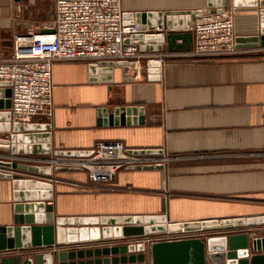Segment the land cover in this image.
Segmentation results:
<instances>
[{"label": "crops", "instance_id": "0c3cea01", "mask_svg": "<svg viewBox=\"0 0 264 264\" xmlns=\"http://www.w3.org/2000/svg\"><path fill=\"white\" fill-rule=\"evenodd\" d=\"M36 4L42 8L43 0H0V47L6 54L12 53L16 35L42 33L53 21V8L50 16L46 10L41 18H32L30 9ZM206 5L207 0H121L123 13L196 11L206 10ZM234 24L236 36L256 35L258 15L254 9H235ZM188 46L192 48L193 39ZM88 66L56 63L52 117L25 124L50 125L47 145L52 155L57 149H93L105 141H120L129 150H163L170 158L167 163L162 160L166 187L162 190L161 173L155 170L124 169L104 187L91 184L84 171L53 170L48 179L11 170L52 183L56 214H149L160 209L163 198L174 222L264 212V59L170 62L160 82L138 83L123 79L118 68L102 75L112 77V83H91ZM4 101L2 94L0 102ZM101 106L143 107L146 126L97 128L96 110ZM5 123L0 119V125ZM45 134L35 130L19 137L28 138L25 144L38 152L46 145ZM0 138L8 140L9 134L0 133ZM200 155L207 158H196ZM74 166L61 167L78 168ZM13 204L10 184L0 179V226ZM250 232L264 236V229Z\"/></svg>", "mask_w": 264, "mask_h": 264}, {"label": "water", "instance_id": "95a60500", "mask_svg": "<svg viewBox=\"0 0 264 264\" xmlns=\"http://www.w3.org/2000/svg\"><path fill=\"white\" fill-rule=\"evenodd\" d=\"M254 9L258 15V32L252 36H237V48H264V0H207L206 10L221 13L228 8ZM202 10L123 13L124 24H146L163 26L165 33L133 35L131 40L141 52L158 53L188 52L193 35L191 29L195 18ZM129 41L126 40L125 43ZM148 82H160L164 69L159 64L147 62ZM125 62L89 64L91 83H112L111 74L114 68L124 73ZM53 70V68H52ZM102 76V77H98ZM125 79V77H123ZM9 82H0V119L5 120L0 133L9 134V139L0 138V142L11 143L13 153L16 144L27 142L28 138L19 137L23 132L42 131V136L51 137L50 125L12 123L9 112L11 91ZM97 128L145 127L146 118L143 107H98L96 110ZM49 134V135H48ZM28 154H50L51 146L46 150L36 148L26 150ZM62 158H87L92 149L58 150L53 152ZM143 155L164 154L163 150H136ZM3 170H20L27 173H39L51 176L47 168L29 167L16 163L0 162ZM126 170L158 171L161 173L162 190L166 187L165 166H132ZM55 172H77L80 168L56 167ZM0 179L10 184L11 207L10 217L0 226V264H264V236L252 239V228L264 229V212L249 214L245 217L223 220H190L171 221L168 213V202L160 201V209L155 213L125 215H58L55 211L53 184L35 179L24 178L22 174L0 172ZM50 204H46V202ZM54 205V206H53ZM43 219V220H42ZM66 225H70L65 229ZM75 227V228H74ZM234 227H245L240 234H227L217 237L184 239L158 242L152 245L130 244L127 239L147 238L166 232L208 231L219 229L224 232ZM64 228V229H63ZM97 230L98 234H91ZM116 231V232H115ZM89 233V234H88ZM90 235L89 238L82 235ZM129 241V240H127Z\"/></svg>", "mask_w": 264, "mask_h": 264}, {"label": "built area", "instance_id": "2783aa9c", "mask_svg": "<svg viewBox=\"0 0 264 264\" xmlns=\"http://www.w3.org/2000/svg\"><path fill=\"white\" fill-rule=\"evenodd\" d=\"M53 21L42 33L27 32L13 38L12 53L0 47V82L10 83V115L12 123H29L34 119L49 120L53 114L52 68L56 63L86 62L98 65L125 62L128 82L147 81V62L159 64L163 70L170 62L217 61L229 59L243 50L237 48L234 8L221 13L202 10L191 29L193 46L188 52H141L131 36L161 34L167 28L146 24H124L121 0H52ZM128 40V43L125 41ZM264 51V48L261 49ZM204 159L207 156H198ZM36 162H43L35 158ZM172 159V158H171ZM166 163V156L140 155L120 141L98 142L87 158H62L54 154L53 167L75 165L84 171L91 184L111 185L118 172L147 163ZM245 229L234 227L227 235ZM246 231V230H245ZM244 231V232H245ZM202 231L163 233L137 242L152 245L158 242L192 238L208 239ZM251 238H259L250 233ZM217 236V235H215ZM222 236V235H221Z\"/></svg>", "mask_w": 264, "mask_h": 264}, {"label": "rangeland", "instance_id": "374dc122", "mask_svg": "<svg viewBox=\"0 0 264 264\" xmlns=\"http://www.w3.org/2000/svg\"><path fill=\"white\" fill-rule=\"evenodd\" d=\"M42 5H43L42 8H40L39 4L33 5V7H31L30 10L32 11V18H41L42 16H44V13L46 12V10H47V13L50 16V14L52 13V8H53L52 0H43V4ZM50 23H52L51 20L49 22V25H50ZM244 49H246V50H244ZM248 49L249 50L252 49V50L248 51ZM258 49H259L258 47L257 48H241V50H243L242 52H239L238 54H236L235 56H233V57H231L229 59H233V58L234 59H236V58L264 59V51H261V50H258ZM24 133L25 132H23L22 134H24ZM16 148H17L16 152L13 153L12 148H11V143L9 141H8V143L0 142V162H3V163L7 162L9 164L16 163V164L29 166V167L32 166V167H38V168H47V170H51V174L54 173L53 170L56 167H53L50 164V160L52 158V154L51 153L50 154H41V153L28 154V152H26V150H28L29 147L23 141L20 142V143H17L16 144ZM152 156L153 157H159V155H152ZM35 158H37L38 160H42L43 162H36V161H34V160H36ZM157 164H163V166H164V163H160V162L147 163L144 166H148V165L155 166ZM3 169L4 168L0 167V172L1 171L5 172V173H10L11 172V170L6 171V170H3ZM36 175L38 176V173ZM51 176L44 175V177H46L48 179ZM69 228H73V227H69ZM240 228L244 229L245 227H240ZM220 231H218V232H220ZM218 232H216L214 230H208V231H205L204 235L207 238L208 237H217V236H220L219 234H216ZM156 235H160V234H155L154 236H156ZM215 235H217V236H215ZM135 239H137V237L133 238V239H127L129 241L126 240L125 242H129L130 244H138L139 243V242H137L138 240H135ZM201 239L206 240L204 237H202Z\"/></svg>", "mask_w": 264, "mask_h": 264}, {"label": "bare ground", "instance_id": "6f19581e", "mask_svg": "<svg viewBox=\"0 0 264 264\" xmlns=\"http://www.w3.org/2000/svg\"><path fill=\"white\" fill-rule=\"evenodd\" d=\"M4 126H7V125H4V124H1L0 125V128L1 129H3L4 128ZM43 139V141L46 143V145L42 148L43 150H46V149H48L49 147H50V145L48 146L47 144H48V142H49V137H44V138H42ZM28 142V141H27ZM27 145V144H26ZM70 159H73V158H70ZM70 168H72V167H70ZM52 175V174H51ZM43 220V219H42ZM89 234V233H88ZM82 235V237H87V238H89L90 237V235ZM97 234H98V232H97V230L95 231V232H93L92 234H91V236L92 237H95V236H97ZM141 243V242H140ZM142 244V243H141Z\"/></svg>", "mask_w": 264, "mask_h": 264}]
</instances>
